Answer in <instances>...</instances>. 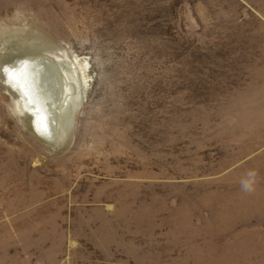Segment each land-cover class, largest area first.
<instances>
[{
  "label": "rangeland",
  "instance_id": "obj_1",
  "mask_svg": "<svg viewBox=\"0 0 264 264\" xmlns=\"http://www.w3.org/2000/svg\"><path fill=\"white\" fill-rule=\"evenodd\" d=\"M0 264H264V0H0Z\"/></svg>",
  "mask_w": 264,
  "mask_h": 264
},
{
  "label": "bare ground",
  "instance_id": "obj_2",
  "mask_svg": "<svg viewBox=\"0 0 264 264\" xmlns=\"http://www.w3.org/2000/svg\"><path fill=\"white\" fill-rule=\"evenodd\" d=\"M40 58H26V62L24 59H19L18 61L12 63H10V61V67L7 69L8 72L5 77L19 89L21 95L25 97L26 101H28V105L33 109V123H35L39 131L43 132L46 130L49 131L50 127H52L50 114L52 112H56L55 110L60 108L62 105L61 100L63 91L61 90L64 89L62 85H66L65 81L68 80L70 76L68 75L69 77L65 78L62 76L54 59L49 57ZM42 65L50 68L49 71L52 76L49 84L51 85L55 82L54 87H56L55 84L58 83L60 86L59 93L57 92L55 95H52L51 93L44 91V87L40 85L39 82H41L40 80L42 75L46 72L42 68Z\"/></svg>",
  "mask_w": 264,
  "mask_h": 264
}]
</instances>
